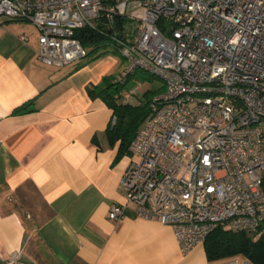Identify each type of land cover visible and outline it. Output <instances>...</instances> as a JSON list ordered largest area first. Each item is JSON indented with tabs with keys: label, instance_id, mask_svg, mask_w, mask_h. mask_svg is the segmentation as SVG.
<instances>
[{
	"label": "built area",
	"instance_id": "built-area-1",
	"mask_svg": "<svg viewBox=\"0 0 264 264\" xmlns=\"http://www.w3.org/2000/svg\"><path fill=\"white\" fill-rule=\"evenodd\" d=\"M0 17L37 28L42 64L86 58L75 32L90 29L127 62L115 81L136 69L163 81L109 219L132 203L172 228L182 254L219 226L264 236V0H0Z\"/></svg>",
	"mask_w": 264,
	"mask_h": 264
},
{
	"label": "crops",
	"instance_id": "crops-1",
	"mask_svg": "<svg viewBox=\"0 0 264 264\" xmlns=\"http://www.w3.org/2000/svg\"><path fill=\"white\" fill-rule=\"evenodd\" d=\"M38 35L0 18V264H216L203 243L182 254L172 228L135 216L132 203L108 218L125 203L131 159L105 135L113 110L100 92L118 61L105 53L48 66Z\"/></svg>",
	"mask_w": 264,
	"mask_h": 264
},
{
	"label": "trees",
	"instance_id": "trees-1",
	"mask_svg": "<svg viewBox=\"0 0 264 264\" xmlns=\"http://www.w3.org/2000/svg\"><path fill=\"white\" fill-rule=\"evenodd\" d=\"M75 37L80 40L84 47L88 48V56L98 46L108 44L107 37L101 36L90 29H78L75 32ZM144 73L147 76H153ZM124 82L114 80L111 85H123ZM111 85H106L100 92L103 100L113 110V117L115 118L114 123L106 129L105 135L109 145H113L115 141L120 140V149L124 151L128 148L137 128L148 114L150 99L154 94L162 91L163 87L155 90H145L137 102L131 103L122 100V94L118 87L108 88ZM26 111H28V108L24 104L15 108L13 113ZM203 245L206 256L210 261H221L235 256H243L251 264H264V236L246 231H232L224 226H219L206 237Z\"/></svg>",
	"mask_w": 264,
	"mask_h": 264
},
{
	"label": "rangeland",
	"instance_id": "rangeland-1",
	"mask_svg": "<svg viewBox=\"0 0 264 264\" xmlns=\"http://www.w3.org/2000/svg\"><path fill=\"white\" fill-rule=\"evenodd\" d=\"M2 18V17H0ZM112 56L118 61V66L114 67L113 75L115 76L113 79L116 80L120 75L123 74V71L127 67V62L125 59L117 52L112 50L108 45L104 46H98L93 53L90 54L94 55L95 57L101 56V54H105ZM94 57V58H95ZM118 75V76H117ZM112 79L109 78L107 81V85H111ZM163 81L155 76H147L142 70L136 69L133 74L128 75L123 85H111V87L108 86V88H119L120 93L122 94V97L129 98V96L133 95L137 98H141V94L145 90H155L158 88L163 87ZM114 90V89H113ZM129 101H133V99H126ZM135 102V101H133Z\"/></svg>",
	"mask_w": 264,
	"mask_h": 264
}]
</instances>
